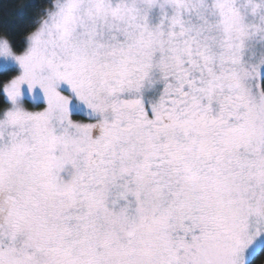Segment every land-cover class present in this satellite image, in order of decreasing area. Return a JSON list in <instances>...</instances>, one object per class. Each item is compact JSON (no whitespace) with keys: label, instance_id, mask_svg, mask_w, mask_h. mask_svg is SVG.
<instances>
[{"label":"snow or ice","instance_id":"obj_1","mask_svg":"<svg viewBox=\"0 0 264 264\" xmlns=\"http://www.w3.org/2000/svg\"><path fill=\"white\" fill-rule=\"evenodd\" d=\"M0 38V264H264V0H44Z\"/></svg>","mask_w":264,"mask_h":264},{"label":"trees","instance_id":"obj_2","mask_svg":"<svg viewBox=\"0 0 264 264\" xmlns=\"http://www.w3.org/2000/svg\"><path fill=\"white\" fill-rule=\"evenodd\" d=\"M43 6L44 0H0V37L7 35L16 50H22L28 19Z\"/></svg>","mask_w":264,"mask_h":264},{"label":"rangeland","instance_id":"obj_3","mask_svg":"<svg viewBox=\"0 0 264 264\" xmlns=\"http://www.w3.org/2000/svg\"><path fill=\"white\" fill-rule=\"evenodd\" d=\"M1 38V37H0Z\"/></svg>","mask_w":264,"mask_h":264}]
</instances>
